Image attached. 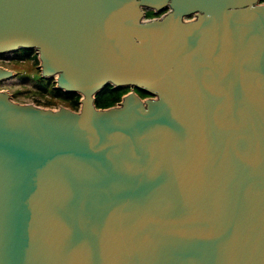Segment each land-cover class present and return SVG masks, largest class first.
Listing matches in <instances>:
<instances>
[{
    "label": "water",
    "instance_id": "1",
    "mask_svg": "<svg viewBox=\"0 0 264 264\" xmlns=\"http://www.w3.org/2000/svg\"><path fill=\"white\" fill-rule=\"evenodd\" d=\"M20 49L80 99L0 89V264H264V0H0Z\"/></svg>",
    "mask_w": 264,
    "mask_h": 264
},
{
    "label": "rangeland",
    "instance_id": "2",
    "mask_svg": "<svg viewBox=\"0 0 264 264\" xmlns=\"http://www.w3.org/2000/svg\"><path fill=\"white\" fill-rule=\"evenodd\" d=\"M161 13L163 11L155 14L149 11L146 13V18L158 17ZM34 53L35 51H32V54L25 59H19L18 54L12 52L0 54V67L14 72L12 77L0 83V89L7 90L11 94L12 99L19 103H31L51 109L65 106L72 110H77L71 108L67 102L52 97L50 91L45 92L39 89V62L35 61Z\"/></svg>",
    "mask_w": 264,
    "mask_h": 264
},
{
    "label": "trees",
    "instance_id": "3",
    "mask_svg": "<svg viewBox=\"0 0 264 264\" xmlns=\"http://www.w3.org/2000/svg\"><path fill=\"white\" fill-rule=\"evenodd\" d=\"M147 11L146 13H148ZM152 12V11H151ZM155 14V12H153ZM26 51H34L32 49H20ZM20 54L18 56L19 59H25L29 57L30 54ZM34 59L36 62H38L37 54L34 53ZM39 83L38 87L39 89L48 92L50 91V94L54 98H58L62 101L67 102L71 108L78 109L79 107V99L80 96L76 93L72 92H64L61 89L55 88L54 85V79L53 78H43L39 75ZM129 87H116L112 88V85H106L104 86L96 95H95V106L97 108H105L112 105H115L118 101H120L123 94H125L129 89ZM139 91V90H137ZM141 92V91H140ZM143 93L144 96H148L145 92Z\"/></svg>",
    "mask_w": 264,
    "mask_h": 264
},
{
    "label": "flooded vegetation",
    "instance_id": "4",
    "mask_svg": "<svg viewBox=\"0 0 264 264\" xmlns=\"http://www.w3.org/2000/svg\"><path fill=\"white\" fill-rule=\"evenodd\" d=\"M164 12V11H163ZM25 51L24 50H18V51H16V52H12V53H14V54H18V56L20 55V54H23ZM25 54H32V51H26L25 52ZM29 55V56H30ZM130 90V89H129ZM134 91L141 97V98H143V93H141L140 91H137L136 89H134ZM146 97V96H145Z\"/></svg>",
    "mask_w": 264,
    "mask_h": 264
}]
</instances>
